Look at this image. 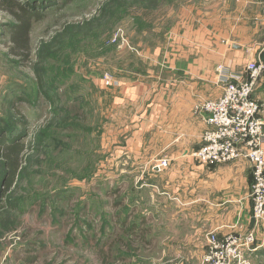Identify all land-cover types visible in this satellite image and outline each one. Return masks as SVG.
I'll return each instance as SVG.
<instances>
[{"label":"rangeland","instance_id":"rangeland-1","mask_svg":"<svg viewBox=\"0 0 264 264\" xmlns=\"http://www.w3.org/2000/svg\"><path fill=\"white\" fill-rule=\"evenodd\" d=\"M36 1L26 57L0 13V143L25 149L13 179L0 167V264H209L135 203L106 124L104 80L148 71L137 51L165 41L185 0ZM235 264H264V250Z\"/></svg>","mask_w":264,"mask_h":264},{"label":"crops","instance_id":"crops-1","mask_svg":"<svg viewBox=\"0 0 264 264\" xmlns=\"http://www.w3.org/2000/svg\"><path fill=\"white\" fill-rule=\"evenodd\" d=\"M192 1H183L162 44L137 51L148 71L107 86L106 124L121 141L119 171L132 178L135 203L149 208L152 223L166 224L168 238L194 240L183 246L188 253H202L211 234L241 238L254 226L249 163L203 166L191 154L208 128L201 104L222 94L219 70L264 64V18L261 0ZM253 97L264 118V70ZM253 248L264 250L262 229Z\"/></svg>","mask_w":264,"mask_h":264},{"label":"built area","instance_id":"built-area-1","mask_svg":"<svg viewBox=\"0 0 264 264\" xmlns=\"http://www.w3.org/2000/svg\"><path fill=\"white\" fill-rule=\"evenodd\" d=\"M199 1V0H198ZM264 18V0H261ZM264 64H246L237 72L219 70V84L222 94L216 100H207L200 110L207 115L208 126L202 135V145L191 157L200 165L228 164L246 161L251 168L252 182L250 198L252 203L253 228L241 238L228 236L218 240L214 234L209 236V264H235L244 253H252L256 242V230L264 231V118L259 103L253 95ZM106 86L113 82L105 79ZM168 162L160 160L159 166L166 168Z\"/></svg>","mask_w":264,"mask_h":264},{"label":"trees","instance_id":"trees-1","mask_svg":"<svg viewBox=\"0 0 264 264\" xmlns=\"http://www.w3.org/2000/svg\"><path fill=\"white\" fill-rule=\"evenodd\" d=\"M57 1V0H56ZM72 0H65V3H69ZM30 2V1H29ZM22 4L19 0H0V13L7 14L12 18L14 24L8 27L10 32V42L12 48L10 49L14 56L26 57L29 53V32L31 29V22L34 19H39L40 14L38 12V5L36 0H33V4ZM48 4L45 7H52L53 0H48ZM39 86L42 85L41 78L38 79ZM0 143V167L7 170L10 179L15 177V173L21 165L22 155L25 151L23 144H14L16 139H7Z\"/></svg>","mask_w":264,"mask_h":264},{"label":"water","instance_id":"water-1","mask_svg":"<svg viewBox=\"0 0 264 264\" xmlns=\"http://www.w3.org/2000/svg\"><path fill=\"white\" fill-rule=\"evenodd\" d=\"M254 222H255V220L252 218V220H251V226L254 225Z\"/></svg>","mask_w":264,"mask_h":264}]
</instances>
